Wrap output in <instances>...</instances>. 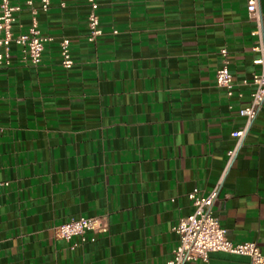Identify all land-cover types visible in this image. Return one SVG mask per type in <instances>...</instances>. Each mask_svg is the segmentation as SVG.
<instances>
[{"label":"crops","instance_id":"obj_1","mask_svg":"<svg viewBox=\"0 0 264 264\" xmlns=\"http://www.w3.org/2000/svg\"><path fill=\"white\" fill-rule=\"evenodd\" d=\"M28 1L10 0L22 8L15 37L40 9ZM87 1L51 0L37 15L48 38L39 66L13 45L0 67V264H167L194 212L189 194L221 181L213 216L232 243L264 255V106L227 170L259 72L248 0H97L104 36L93 43ZM259 11L264 34V0ZM225 63L231 97L216 83ZM80 218L108 232L73 249L81 239L55 229ZM186 264L251 260L213 253Z\"/></svg>","mask_w":264,"mask_h":264},{"label":"built area","instance_id":"obj_2","mask_svg":"<svg viewBox=\"0 0 264 264\" xmlns=\"http://www.w3.org/2000/svg\"><path fill=\"white\" fill-rule=\"evenodd\" d=\"M90 8L88 16L89 42H96L104 36L100 29L98 16L99 4L97 0H88ZM260 0H248V19L255 25L253 35L257 37L254 51L259 57L254 61V65L259 67V72L253 76L250 86L253 88L251 101L248 107L239 110L238 114L245 119L242 129L234 131L231 137L236 141L233 150L228 153L227 170L231 167L237 156L239 149L250 131L253 123L257 119L264 106V34L262 16L259 11ZM29 8H33V2H27ZM63 6V5H62ZM51 7V0H41L40 9H34L33 24L28 34L17 37L12 34V26L16 21V15L22 11L20 6H13L10 0H0V67L10 61L11 47L17 46L22 52V63L39 66L44 52V44L48 41L38 30L36 17L42 13H47ZM117 34V32H114ZM60 54L62 66L65 70H70L73 59L70 51V41L63 39L60 43ZM226 56V51L222 52ZM216 83L219 88L226 90L229 97L232 96L234 88L233 78L227 64L217 72ZM222 181L208 193H202L195 189L189 194L194 212L192 215L180 220L175 231L179 236V244L174 251L173 259L167 264H186L189 262H207L210 254L225 253L230 255L244 256L251 260V264H264V255L256 244H234L227 238V232L219 221L213 216V207L219 200V192ZM2 185L0 184V195ZM108 226L99 218H80L72 220L55 229L58 239L71 242L75 238H80L81 243L73 245V249L87 243V235L106 234Z\"/></svg>","mask_w":264,"mask_h":264}]
</instances>
